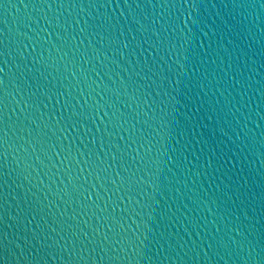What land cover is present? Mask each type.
<instances>
[{
    "label": "water",
    "instance_id": "water-1",
    "mask_svg": "<svg viewBox=\"0 0 264 264\" xmlns=\"http://www.w3.org/2000/svg\"><path fill=\"white\" fill-rule=\"evenodd\" d=\"M0 264H264V0H0Z\"/></svg>",
    "mask_w": 264,
    "mask_h": 264
}]
</instances>
